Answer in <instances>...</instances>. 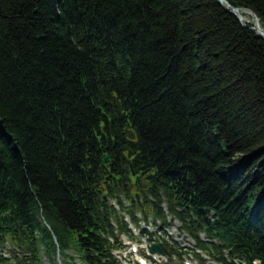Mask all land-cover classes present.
<instances>
[{
	"label": "trees",
	"instance_id": "1",
	"mask_svg": "<svg viewBox=\"0 0 264 264\" xmlns=\"http://www.w3.org/2000/svg\"><path fill=\"white\" fill-rule=\"evenodd\" d=\"M225 1L264 30V0ZM252 27L219 0H0V264H120V212L163 204L212 259L264 264Z\"/></svg>",
	"mask_w": 264,
	"mask_h": 264
},
{
	"label": "water",
	"instance_id": "2",
	"mask_svg": "<svg viewBox=\"0 0 264 264\" xmlns=\"http://www.w3.org/2000/svg\"><path fill=\"white\" fill-rule=\"evenodd\" d=\"M219 3L221 4V6L227 11L229 12L230 14L234 15L236 18H238L239 20V23L243 26V27H247V25L245 23H243V21L241 20V18L239 17L238 15V11L241 10V9H235V8H229V4L225 1V0H219ZM250 14L252 16V18L254 19V26L252 27L253 30L256 31V33L258 34V36L264 38V30H262L261 28H255V26H258V18L256 17V15L250 11ZM108 162V158L107 156L105 155V157L102 159V164H105ZM151 251H159L161 252V249L154 245L152 246L151 248Z\"/></svg>",
	"mask_w": 264,
	"mask_h": 264
},
{
	"label": "rangeland",
	"instance_id": "3",
	"mask_svg": "<svg viewBox=\"0 0 264 264\" xmlns=\"http://www.w3.org/2000/svg\"><path fill=\"white\" fill-rule=\"evenodd\" d=\"M246 20L247 21H250V19L249 18H247L246 17ZM251 22V21H250ZM172 230V229H171ZM121 240L122 241H124V242H127V241H129L127 238H126V236H122L121 237ZM133 256L134 255H129V247L128 248H126V250L125 251H123L121 254H120V257L121 258H124V257H127V258H131L132 260H133ZM138 256V255H137ZM191 262L193 263V264H199L197 261H195V260H191ZM79 264V261H77V260H75V262H73V263H71L69 260H67V259H63V258H61L60 257V260H58V264ZM42 264H52L47 258H44L43 259V262H42ZM174 264H180V263H174ZM181 264H183V262L181 263Z\"/></svg>",
	"mask_w": 264,
	"mask_h": 264
},
{
	"label": "bare ground",
	"instance_id": "4",
	"mask_svg": "<svg viewBox=\"0 0 264 264\" xmlns=\"http://www.w3.org/2000/svg\"><path fill=\"white\" fill-rule=\"evenodd\" d=\"M238 15L241 18V20L243 21V23H245V24L252 23L254 26L255 22H254V19L252 18L251 14H250V10L241 9L238 11ZM246 17L249 18L251 22L247 21ZM255 28H261L259 21H258V26H255Z\"/></svg>",
	"mask_w": 264,
	"mask_h": 264
}]
</instances>
